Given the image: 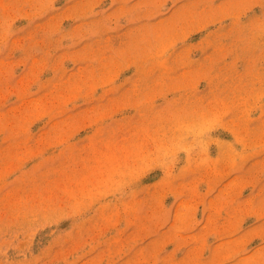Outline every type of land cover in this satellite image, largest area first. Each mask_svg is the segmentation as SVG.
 Listing matches in <instances>:
<instances>
[{"label": "rangeland", "instance_id": "obj_1", "mask_svg": "<svg viewBox=\"0 0 264 264\" xmlns=\"http://www.w3.org/2000/svg\"><path fill=\"white\" fill-rule=\"evenodd\" d=\"M0 264H264V0H0Z\"/></svg>", "mask_w": 264, "mask_h": 264}]
</instances>
